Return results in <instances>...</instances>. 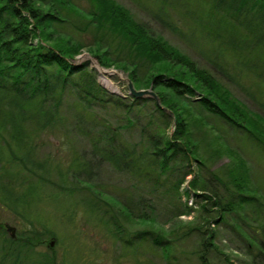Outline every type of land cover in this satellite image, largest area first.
Returning <instances> with one entry per match:
<instances>
[{"label": "trees", "instance_id": "16d2710c", "mask_svg": "<svg viewBox=\"0 0 264 264\" xmlns=\"http://www.w3.org/2000/svg\"><path fill=\"white\" fill-rule=\"evenodd\" d=\"M154 2L164 15L171 12L175 3L183 5L182 13L190 18L189 24L197 38L211 44L210 63L233 83H247L249 92L257 97L264 110V0ZM70 14L80 18H76L75 25ZM67 21L73 28L80 26L92 33L88 48L100 65L124 63L122 66L128 68L127 75L134 86L144 87L149 82L156 100L152 96L110 92L97 81L94 70L86 63H75L74 58L83 43L61 29ZM113 53H123V56ZM135 69L140 73L136 75ZM68 88L76 97L80 115L93 118L94 106H109L122 109L124 114H129H126L127 122L133 123L132 115L147 112V125L140 130L146 132L144 145L137 153L134 145L130 147L120 138L121 127H112L107 121L100 123L96 136H91L92 151L117 170H134L133 167L141 165L147 169L164 167L178 154L179 160H185L187 165L193 159L199 167L203 166L205 159L198 148L199 140L206 131L203 127L211 126L205 111L224 122L228 129L251 139L264 152V116L237 98L211 69L199 66L163 36L151 34L117 1L91 0L90 7L83 10L73 0H0V202L8 207L17 202L25 204L43 183L53 188L51 192L41 193L42 198L50 200L59 193L72 196L78 189L85 190L84 205L98 212L101 221L115 236L122 238L125 245L150 237L165 250L175 241L164 239L153 229L125 231L128 223L124 224L118 217L122 216V210L126 211V220L132 222V210L128 204L98 188L88 176H80L82 170L89 168L88 160L73 158L66 167L55 171V179H50L47 158L40 159L36 154L42 134L53 133L58 127L55 120ZM168 117L173 124L171 132L159 121ZM199 122L203 123L202 132L199 131L203 134L196 138L194 131L200 128ZM229 149L233 165L230 166V161L226 163L225 172L219 177L214 173L219 182L218 187L214 186L219 191L218 197L208 180L199 173H191V168L185 171L184 175H192L183 190H179V186L184 178L174 184L179 194L192 192L198 196L203 212L209 210L207 201L217 205L220 221L233 211L240 214L247 203H260L264 208V200L258 201L263 195L249 185L246 160L237 150ZM20 171L23 178L35 177L25 188V180L18 178ZM134 216L151 219L141 214ZM203 219L208 222L206 216ZM24 231L5 235L0 224V264L52 262L54 256L50 249L31 261L25 260V256L31 251L38 252L37 246L46 236H52L53 231L48 227ZM198 233L201 249L213 243L214 231L206 229ZM124 234L127 237H122ZM245 235L251 244L264 250L262 240L246 232ZM198 259L200 264H205L200 252ZM62 262L65 264L64 257Z\"/></svg>", "mask_w": 264, "mask_h": 264}, {"label": "rangeland", "instance_id": "374dc122", "mask_svg": "<svg viewBox=\"0 0 264 264\" xmlns=\"http://www.w3.org/2000/svg\"><path fill=\"white\" fill-rule=\"evenodd\" d=\"M73 1L83 10H87L91 3V0ZM115 1L125 6L132 18L144 25L151 34L163 36L199 66L211 69L237 98L264 116L263 108L257 102V97L251 95L246 82V84L233 83L230 78L222 76L218 68L210 63L211 44L201 37L197 38L189 24L190 18L182 13L183 5L175 3L172 13L164 15L159 12L154 0ZM69 18L74 25L77 23L76 18L80 19L73 14H70ZM74 25L67 21L65 28L61 27L83 43L74 62L86 63L94 70L97 81L108 91L120 95L129 94L127 83L128 80L131 83L132 81L127 75L128 68L122 66L124 63L121 62L116 65H100L88 48L93 39L92 33L80 26L73 28ZM113 54L123 56V53ZM135 73L139 74L140 70L135 69ZM132 86L135 89H149L156 96L149 82L144 87H136L133 83ZM145 96L151 95L145 94ZM149 105L151 106V103ZM59 107V116L55 120L58 127L53 133L42 134L36 154L40 159L47 158L50 179H55L53 178L56 175L55 171L66 167L73 158L77 161L88 160L89 168L82 170L80 176L83 178L88 176L98 188L128 204L129 209L132 210V222L126 220L124 216L126 211L122 209L123 218L120 215L118 217L121 222H125L124 224L128 223L125 225V231L153 229L159 231L164 239L175 241L165 250L160 247V242L155 244L149 239L150 237L125 245V241L115 236L101 221L98 212L84 205L83 197L86 194L84 189V191L78 189L79 191L74 192L72 196L59 193L50 200L42 198L41 193L51 192L53 188L47 185L48 183H43L39 184L40 187H36L35 193L30 194L25 204L20 202L11 204V209L0 202V224L4 228L5 235L25 232L24 229L42 230L43 227L53 231L52 236H46L45 241L37 246L36 250L39 253L31 251L25 256V260L31 261L34 256H39L50 249L54 259L49 264H64L63 257L65 264H200L198 252L204 256L205 264H264V250L260 251L255 244H251L248 236L245 235L246 232L248 235H254L258 241L262 240L264 248V208L260 203L258 205L254 202L247 203L240 214L233 211L225 220L220 221L217 205L207 201L206 208L209 210L203 212L198 196L196 197L192 192L185 195L181 191L179 194L174 188L177 180L183 178L179 190L186 187L187 180L192 174H184L188 168H191V173H199L208 180L210 188L216 191L218 197L219 191L214 186L218 187L219 182L214 173L219 177L226 169V163L230 161V166L233 165L229 149L232 148L246 160L249 185L263 195V198L260 197L258 200L261 202L262 199L264 200V152L251 139L240 132L228 129L224 122L205 111L204 114L211 126L203 127L206 131L199 140L198 148L205 159L203 166L199 167L197 161L193 159L187 165L185 160H179L180 154H178L164 167L147 169L146 166L141 165V167H133L134 170L129 168L117 170L109 162L98 158L92 151L91 136H96L100 123L107 121L112 127H121L120 131L118 130L120 138L126 145L130 147L134 145L137 153L144 145L146 132L142 133L140 130L147 125V112L132 115L133 123L127 122L126 116L129 114H124L122 109L109 106L104 108L94 106L91 114L93 118L80 115L79 104L69 88L64 92ZM159 121L167 132H171L173 124L170 117ZM201 124L203 123L199 122L200 128L194 131L196 138H200L203 134ZM90 127L91 131H89ZM144 171H148L147 175H144ZM18 178H23V171L19 172ZM34 179L33 176L23 178L24 188L28 186V181L32 182ZM138 214L151 219H136L134 215ZM203 216L208 218V222L204 221ZM104 217L102 216L103 219ZM5 224L12 229H7ZM206 229L214 231L213 243L201 249L198 232L200 230L205 232ZM122 237L127 235L124 234Z\"/></svg>", "mask_w": 264, "mask_h": 264}, {"label": "water", "instance_id": "95a60500", "mask_svg": "<svg viewBox=\"0 0 264 264\" xmlns=\"http://www.w3.org/2000/svg\"><path fill=\"white\" fill-rule=\"evenodd\" d=\"M127 87H128L129 94H131L133 96H142V95L148 94V95L153 96L156 100V96L154 95V93L151 90H149V89H135L129 80L127 83ZM5 226L7 229H12L10 226H8L6 224H5ZM50 243H52V242H50Z\"/></svg>", "mask_w": 264, "mask_h": 264}]
</instances>
